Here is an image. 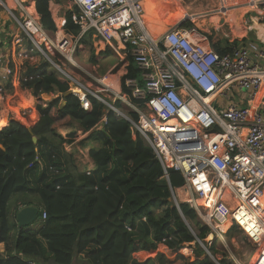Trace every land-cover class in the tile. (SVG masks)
<instances>
[{"label":"built area","instance_id":"built-area-1","mask_svg":"<svg viewBox=\"0 0 264 264\" xmlns=\"http://www.w3.org/2000/svg\"><path fill=\"white\" fill-rule=\"evenodd\" d=\"M245 1L250 10L240 23L230 14L240 8L238 4L212 0V6L199 14L185 15L153 36L143 22L144 0H49L56 28L53 43L34 0H0L1 11L15 26L13 31L5 30L0 22V80L5 83L10 77L9 85L21 88L29 78H22L18 60L32 61V47L46 56L40 43L51 42L49 49L71 57L80 40L90 35L93 44L121 61L129 56L137 76L125 80L126 92L121 86L114 91L104 79L97 81L101 91L113 95L112 102L65 75L70 95L84 111L91 109L89 97L106 107L94 127L97 131L107 124L109 112L130 124L133 134H139L158 160L174 204H187L214 236L208 245L223 244L228 230L235 227L255 248L251 264H264V0ZM64 3L79 26L77 36L61 35L66 23ZM186 21L193 26L184 28ZM236 26L243 35L235 31ZM213 34L228 42L225 52L218 53L210 45L207 36ZM11 97L10 89L0 86V113L7 112ZM117 102L136 119L120 110ZM81 135L86 133L77 132L71 141L62 135L66 153H71ZM77 152L78 160H86L81 161L87 165L84 170H91L88 151ZM170 171L182 178L180 187L170 186ZM195 243L210 255L203 242L196 239ZM195 243L180 246L176 253L188 262L196 261Z\"/></svg>","mask_w":264,"mask_h":264},{"label":"trees","instance_id":"trees-1","mask_svg":"<svg viewBox=\"0 0 264 264\" xmlns=\"http://www.w3.org/2000/svg\"><path fill=\"white\" fill-rule=\"evenodd\" d=\"M34 1L42 26L55 33L49 0ZM153 13L148 10L146 18L155 28L173 20L170 15ZM72 15L65 13L64 32L77 36L79 26ZM208 42L218 53L229 46L216 34ZM80 44L90 46L91 36L82 38ZM126 61L127 73L120 80L123 92L127 91L125 80L137 76L129 56ZM41 70L21 86L30 89L37 102L36 112L22 119L31 132L12 120L0 130L4 148L0 149V245L5 249L0 264H213L195 243L200 240L215 255V244L205 243L209 229L187 204L179 203L177 210L169 201L161 166L139 134H133L130 124L111 112L107 124L95 130L106 107L89 97L91 109L82 110L78 99L66 96L68 79L45 67ZM49 94L58 97L43 106L41 98ZM129 115L136 119L134 113ZM71 122L77 123L78 131L89 133L79 145L98 143L88 150L93 163L89 171L78 170L74 154L63 149L64 139L57 129ZM75 136L76 132L67 135L69 140ZM169 184L178 188L183 180L170 171ZM13 197L11 213L8 204ZM25 206L39 209L38 221L34 227L18 228L15 213ZM13 230L16 233L11 237ZM193 243L197 260L191 263L176 250ZM218 262L228 264L224 259Z\"/></svg>","mask_w":264,"mask_h":264},{"label":"rangeland","instance_id":"rangeland-1","mask_svg":"<svg viewBox=\"0 0 264 264\" xmlns=\"http://www.w3.org/2000/svg\"><path fill=\"white\" fill-rule=\"evenodd\" d=\"M212 4H213L212 0H172V2H170V0H164L162 2V6L157 5L155 7V11H157V13H160L162 11L163 13L168 15L170 11L175 12V14L172 15V19L174 18V20L163 24V28L165 27L166 30L168 26H172L173 24H175V22L177 21L179 22L180 20H182V18L185 15L199 14L203 10L207 9L209 6H212ZM236 4H238L240 8H238L237 10H230L231 11L230 14H233L235 18H237V23H240L250 9L247 7L245 0H228V5L235 6ZM61 7H62V12L63 11L66 12V8L68 7V5L67 3H64ZM1 10L2 9H0V22L4 24V26L2 25V28L5 30L13 31L15 27L13 21L10 19V17L5 11L2 12ZM149 10L153 11L152 9ZM153 14L158 15L155 13ZM146 19L143 18V21H145ZM201 21L202 20H198V24L200 26L203 25L201 24L202 23ZM188 24H190V26H187ZM183 25H185L183 26L184 28H189L193 26V24L190 23V21L184 22ZM58 26L60 27L61 24ZM152 27L153 26L151 24V28ZM238 28L241 31L239 35L240 36L243 35L242 33L243 30H241L239 26ZM160 34L161 32L159 31L156 34H154V36H158ZM61 35H64L66 37L68 36L65 33ZM61 35H59V37ZM49 38L54 43L55 33H49ZM1 39H4L2 35H1ZM53 43L51 42L40 43L41 48H46V52H45L46 56H43L38 50L32 47L33 53L31 55L33 56V60L35 61V63L32 65H28L29 62H27V60L25 61V58L18 60V65L20 66V64H22L21 66L25 68L22 74V78L32 76V74H38V72L42 71L40 67H45L47 70L56 71L58 74L64 76L65 78H66L65 75H68L74 79H77L81 82V84L85 88L90 90L93 94L100 96L106 101L109 102L113 101L114 99L113 95L101 91L103 90V88L97 81L98 80L101 81L104 79L103 81L104 84L111 86V88L114 91H118V89L121 86L120 80L123 76L126 75L128 62H126L125 60L121 61L120 59L116 58V55L113 53H111L110 55H107V53L104 54V52H106L107 50L105 48L101 49L102 46L100 47L98 45L96 46V44H92V41L90 46L89 45L85 46L82 44L81 46L74 49V51L71 54V57L70 54L64 53L61 55L56 49L52 47L51 49H49L47 47V44H50L51 46V44ZM91 55L94 56L95 62L92 61ZM7 66L10 68L11 71H13L14 65L12 63H9ZM29 68H31L30 70H33L32 71L33 73L32 72L29 73ZM57 68H59L62 71V73L59 72ZM6 82L8 83L10 94L12 97H11V102H9L7 106L8 113L5 111L0 113V115H2L1 116L2 120L5 122L3 126H5V124L8 125L9 121L11 120L23 122L22 121L23 118L30 116L32 112H36L35 106L37 104L35 98L34 99L31 98L30 96L31 94H29L30 93L29 91H25L23 88H20L19 85L16 88L11 87L9 85L10 77L6 80ZM57 97L58 95L49 94V95H44L41 99L44 104H48ZM119 109L123 110L125 113H129L128 110L124 109V107L121 105L119 106ZM77 129H78L77 123L71 122L67 125V127H59L57 131L62 136V135H68L69 133L78 132ZM88 134L84 136L81 135L80 142L85 140ZM97 146L98 143L94 141L87 142L85 146L79 145V143L76 144L75 146H72L71 154H74L76 158L77 161L76 164L78 170L83 171L87 165L85 166L83 165V163H81V161L85 163L86 160L81 158H80L81 160H78L79 154L77 150L81 149L82 151H84L83 153L86 154V151H88L90 148ZM14 198L15 197H13V199H11V201L8 204L9 212L11 213H13L14 211L12 206ZM169 201L173 203L171 196L169 198ZM37 221L38 218L34 223L30 225L32 227L36 226ZM15 233L16 230H13L11 233V237H14ZM224 240L225 241L223 244L216 243L214 245L215 255L209 252L213 260L219 261L221 259H224L228 264H251L252 257L255 252V248L245 240V238L236 228H230L227 234L225 235ZM207 241H211V240H209L207 237L205 239V242ZM4 250H5L4 246L0 245V253H4Z\"/></svg>","mask_w":264,"mask_h":264},{"label":"water","instance_id":"water-1","mask_svg":"<svg viewBox=\"0 0 264 264\" xmlns=\"http://www.w3.org/2000/svg\"><path fill=\"white\" fill-rule=\"evenodd\" d=\"M57 70L62 73V71L60 69H57ZM69 95H70L69 92L66 93V96H69ZM15 122H17L23 128L27 129V131L29 133L31 132L29 127L26 126L23 122H18V121H15ZM32 142L34 144H36L37 139L35 137H33L32 138ZM0 149L4 150L3 146L0 145ZM173 205L176 207L177 210H179V207L176 206L174 204V202H173ZM38 214H39V209L37 207H33V206H25V207L20 208L19 210H17L16 213H15V221L17 223L18 228L26 227V226H29L30 224L34 223L37 220V218H38ZM208 239L211 240L210 242H214V236L211 233L208 235ZM205 257H207L213 264H218L207 253H205ZM74 264H77V263H74ZM84 264H87V263H84Z\"/></svg>","mask_w":264,"mask_h":264},{"label":"crops","instance_id":"crops-1","mask_svg":"<svg viewBox=\"0 0 264 264\" xmlns=\"http://www.w3.org/2000/svg\"><path fill=\"white\" fill-rule=\"evenodd\" d=\"M170 2H172V0H170ZM159 6H161V5H159ZM55 12V11H54ZM152 12H154L155 14H162L161 12L160 13H157V11H152ZM175 14V12H173V11H170L169 12V15L172 17V15H174ZM147 16V15H146ZM145 16V17H146ZM237 19V18H236ZM173 20H174V18H173ZM176 23V22H175ZM148 24H149V26L151 27V24H150V22H148ZM206 24H208L207 22H206ZM173 25H175V24H173ZM172 25V26H173ZM172 26H168L167 28H171ZM208 26H209V24H208ZM208 26L205 28L206 30L208 29ZM161 27V26H160ZM152 28H155V27H152ZM166 28V29H167ZM235 31L239 34V33H241V31H240V29L238 28V26H236V28H235ZM162 33V32H161ZM233 35V34H232ZM207 37H210V36H207ZM234 38H235V36H234ZM199 39V41L200 42H202L203 41V39L202 38H198ZM235 39H237V38H235ZM224 40V39H223ZM93 44V43H92ZM27 62H29V64L28 65H32V64H34L35 63V61L34 60H32V61H27ZM40 68H43V67H40ZM24 67L22 68V73L24 72ZM30 69V68H29ZM46 69V68H45ZM3 70H0V73L2 72ZM0 86H3L4 87V89H8L9 88V86H8V83L7 82H5L4 83V81L3 80H0ZM25 91H29L30 93L29 94H31L30 96H31V98H33L34 99V97L32 96V92H31V90L30 89H24ZM31 101H32V99H31ZM50 103V102H49ZM44 104V103H43ZM44 105H47V104H44ZM3 120H2V117H1V119H0V122H1V124H0V127L5 123L4 121L2 122ZM7 126V125H6ZM90 164L92 165V162H90ZM77 264H80V263H77Z\"/></svg>","mask_w":264,"mask_h":264},{"label":"bare ground","instance_id":"bare-ground-1","mask_svg":"<svg viewBox=\"0 0 264 264\" xmlns=\"http://www.w3.org/2000/svg\"><path fill=\"white\" fill-rule=\"evenodd\" d=\"M164 0H144V8H145V14H144V16H143V18H145L146 19V14H147V11L149 10V9H152L153 11H155V7L158 5H161L162 6V2H163ZM161 13H163L162 11H161ZM163 16H165V15H168V14H165V13H163L162 14ZM144 22V24L147 26V28L150 30V32H151V34L154 36V34H156L157 32H163L164 30H165V28H163V27H157V28H151L150 26H149V24H148V21H147V19L145 20V21H143Z\"/></svg>","mask_w":264,"mask_h":264},{"label":"clouds","instance_id":"clouds-1","mask_svg":"<svg viewBox=\"0 0 264 264\" xmlns=\"http://www.w3.org/2000/svg\"><path fill=\"white\" fill-rule=\"evenodd\" d=\"M81 45H82V44H81ZM106 50H108V49H106ZM127 62H128V61H127ZM57 69H59V68H57ZM126 71H127V70H126ZM21 88H22V87H21ZM68 92H69V90H68ZM68 92H67V93H68ZM71 96H72V95H71ZM76 99H77V98H76ZM78 101H79V100H78ZM82 110H83V109H82ZM86 112H87V111H86ZM1 130H2V129H1ZM78 132H79V131H78ZM81 132H82V131H81ZM82 133H83V132H82ZM83 134H85V133H83ZM86 134H88V133H86ZM76 136H77V132H76ZM76 136H75V137H76ZM62 138H63V137H62ZM63 139H64V138H63ZM73 139H74V138H73ZM73 139H72V140H73ZM70 141H71V140H70ZM79 142H80V141H79ZM92 169H93V168H92ZM172 202H173V201H172ZM172 204H173V203H172ZM38 215H39V214H38ZM209 234H210V233H209ZM205 243H206V242H205ZM213 244H215V243H213ZM204 253H205V252H204ZM210 253H211V252H210ZM208 255H209V254H208ZM203 258H204V257H203ZM80 264H83V263H80Z\"/></svg>","mask_w":264,"mask_h":264}]
</instances>
